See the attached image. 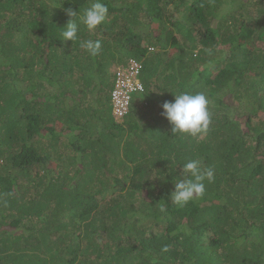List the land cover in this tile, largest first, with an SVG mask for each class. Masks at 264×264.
<instances>
[{"label":"trees","instance_id":"obj_1","mask_svg":"<svg viewBox=\"0 0 264 264\" xmlns=\"http://www.w3.org/2000/svg\"><path fill=\"white\" fill-rule=\"evenodd\" d=\"M102 2L71 42L91 0H0V264H264V0ZM133 59L147 92L116 122ZM183 92L209 101L196 137L161 115ZM191 160L215 178L180 207Z\"/></svg>","mask_w":264,"mask_h":264},{"label":"clouds","instance_id":"obj_2","mask_svg":"<svg viewBox=\"0 0 264 264\" xmlns=\"http://www.w3.org/2000/svg\"><path fill=\"white\" fill-rule=\"evenodd\" d=\"M66 15L70 18L63 32L61 33L63 41L74 42L79 39L78 33L82 24L89 32H95L108 17V7L102 0H91L88 7L83 10L82 15L72 9L66 10ZM92 57L99 54L102 43L100 39L87 40L81 45ZM134 64L139 65V71L133 80V89L129 95L126 112L119 116L115 111L114 92L118 81V72H128L135 68ZM144 70V60L133 59L115 65L114 81L110 92V104L112 115L116 122L122 121L123 117L130 111L134 104V97L143 95L147 92L146 85L141 79ZM174 101H165L162 104L161 115L170 124V133L196 137L205 133L211 123L209 112V101L203 93L172 94ZM183 178L175 179L174 191L171 193V200L174 204L183 207L194 199L200 198L205 193V182H213L215 178L212 167L202 168L200 162L191 160L184 164L182 168Z\"/></svg>","mask_w":264,"mask_h":264},{"label":"built area","instance_id":"obj_3","mask_svg":"<svg viewBox=\"0 0 264 264\" xmlns=\"http://www.w3.org/2000/svg\"><path fill=\"white\" fill-rule=\"evenodd\" d=\"M135 68H131L128 72H118L117 86L114 92L115 111L119 116H123L128 105L129 93L135 89L133 80L139 71V65L134 64Z\"/></svg>","mask_w":264,"mask_h":264},{"label":"rangeland","instance_id":"obj_4","mask_svg":"<svg viewBox=\"0 0 264 264\" xmlns=\"http://www.w3.org/2000/svg\"><path fill=\"white\" fill-rule=\"evenodd\" d=\"M165 68H166V67H163L162 70L165 69ZM62 214H63V213H62Z\"/></svg>","mask_w":264,"mask_h":264}]
</instances>
